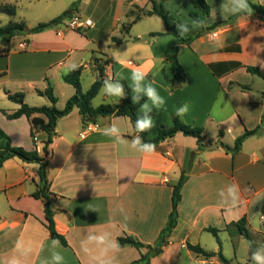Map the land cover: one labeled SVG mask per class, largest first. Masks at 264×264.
<instances>
[{"label": "crops", "instance_id": "1", "mask_svg": "<svg viewBox=\"0 0 264 264\" xmlns=\"http://www.w3.org/2000/svg\"><path fill=\"white\" fill-rule=\"evenodd\" d=\"M43 1L48 5L59 2L70 9L78 0ZM206 1L211 12L222 2ZM256 1L264 5V0ZM29 2L27 9L34 6L33 0ZM155 2L169 12L171 24L191 26L190 0ZM3 3L18 6L23 1L0 0ZM181 3L188 5L186 21H181ZM151 10V0H80L76 15L92 20L93 27L77 31L56 25L38 33L27 31L19 50L0 46V127L15 147L44 155L48 134L37 131L33 140L32 117L9 119L20 105L8 94L23 93L31 107L50 106V100L37 90L44 91L51 84L57 107L62 110L75 94L74 87L64 81L70 65L83 67L81 80L87 91L98 79L95 61L101 55L110 60L105 70L107 79H123L130 84L131 72L140 69L164 97V107L153 111L155 127L149 138H155L161 126L172 127L176 110L184 104L189 105V111L183 122L204 128V147L196 138L178 133L160 143L154 153L142 154L104 135V130L115 123L123 137L131 140L136 133L127 117H101L96 124H85L75 108L59 119L48 177L56 230L68 244L60 242L56 249L64 256V264H148L138 262L144 255L150 256V264H216L218 256L203 257L189 245H198L206 252L222 250L224 255L225 240L239 235L234 228L229 231V225L246 217L247 226H252L254 216L264 209V78L247 71V67H257L264 73V21L247 14L210 31L209 27L232 15L201 16L203 26L192 28L182 37H191V42L181 45L173 34L153 35L166 32V26H148L147 19L157 16L145 15ZM17 23H25L28 29L38 25ZM213 32L218 36L213 38ZM108 40L115 48L124 47V52L132 53L136 60L114 59L107 49L114 48ZM175 53L184 70L182 82H173L171 62L166 61ZM108 99L104 95L101 104H107ZM120 102L113 97L110 104ZM88 127L92 129L83 134ZM258 127V133L248 137L234 156L219 145L233 147L238 137ZM38 168V164L19 158L9 159L0 167V264L14 256L24 264H40L41 259L50 258L53 238L47 228L45 206L33 197ZM183 171L187 180L178 205V224L163 251L151 255L168 224L174 188ZM231 183L241 190L235 207L219 196ZM262 216L260 223H264ZM211 228L218 230L221 244ZM105 233L117 242L120 237L132 236L146 247H119L102 254L101 248L88 244V251H84L82 242L89 234ZM18 241L31 246L27 257L17 251ZM250 263L249 259L245 264Z\"/></svg>", "mask_w": 264, "mask_h": 264}, {"label": "trees", "instance_id": "2", "mask_svg": "<svg viewBox=\"0 0 264 264\" xmlns=\"http://www.w3.org/2000/svg\"><path fill=\"white\" fill-rule=\"evenodd\" d=\"M153 2V10L145 12V15L159 16L165 23L166 32L164 33H155L153 35H167L173 34L180 39L181 45L188 44L191 42L192 38L184 39L177 35L176 28L174 24H171L169 20V12L164 8L162 4H157L155 0H151ZM193 11L190 16L194 20L199 19L200 17H208L211 12V6L208 4L206 0H190ZM249 4L253 9L252 15L257 16L262 21H264V5L260 4L256 0H249ZM80 0L73 3L67 11L63 12L58 17L54 18L49 22H43L35 26L34 28L28 29L25 23H17L11 22L7 25L0 26V37L5 38L10 41L16 35H24L27 31L31 34L42 32L50 27L65 24L66 21H69L73 16H75L79 10ZM18 12V6L16 4L11 3H3L0 4V13L15 16ZM247 14H239L232 15L227 20L219 21L215 23L213 26L209 27L210 31H213L217 26L230 23L234 19ZM139 18V16H138ZM137 18V19H138ZM79 31V30H77ZM117 42V40H115ZM166 61L171 62V71L174 73L173 82H182L184 80V70L181 64L179 63L177 53L173 56L166 57ZM110 64L109 59L103 60L102 58H98L95 61L96 70L98 72V79L92 84L90 89L85 91L82 85V73L83 67H77L76 70H71L67 75L64 76V81L73 86L75 89L74 96L68 101L66 107L64 109H59L57 107L58 99L54 94V89L51 84L47 87L46 90L41 91L37 90V92L46 96L50 102V106L43 107H31L25 102V96L23 93L17 94H8V97L11 101L16 102L20 105V108L12 115H8L9 119H17L22 116H26L28 118L32 117V132L31 137L35 140L37 131H44L48 134V138L45 142L43 153L41 155L37 150L28 151L22 147H15L12 145L11 138L9 135L0 127V167L3 163L12 158H19L27 163H35L39 165L38 168V182L36 185V190L33 193V197L36 199L42 200L45 206V214L47 219V228L50 231L51 237L53 239H58L62 245L68 246L65 238L60 235L55 226L54 220V211L52 208L51 198L53 193L51 192V182L48 177V164L49 158L52 154L51 145L53 144L54 138L57 135V123L59 119L70 114L73 109L77 108L79 113L83 117V121L85 124L93 123L96 124L99 118L101 117H127L134 124L136 120L139 105H135L131 100V92L128 89V83L121 79L122 83L125 85L126 91H128V96L121 100L119 104H101L97 107L93 105V100L99 95L101 91L102 82L107 79L105 76L106 67ZM247 71L253 75H257L259 77L264 78V73L257 67H247ZM243 90L249 89L248 87H242ZM35 115H43L46 119L35 116ZM260 127L254 130L246 131L242 136L238 137L235 141L233 147L220 143L219 145L223 147L228 153H231L233 156L238 153L243 146L245 140L258 133ZM182 133L185 136H191L198 140L200 147H204L205 145V137H204V128L198 126H192L184 123L178 117H175L173 120V126L167 128L165 126H161L158 130V134L155 138H149L150 132L143 133V139L147 142H152L156 145V147L167 140L168 138L174 137L176 134ZM211 144V142L209 143ZM218 143H216L217 145ZM187 180L186 171H183L181 179L178 184L174 188L173 192V209L169 217V221L165 229L161 232L156 249L151 253V255H158L163 251V247L167 245L168 239L178 224V205L182 198V187ZM246 217L242 218L238 222L232 223L229 225V231L231 228L235 229V232L239 235H242L248 239H251V233L247 226ZM210 231L217 238L219 244L220 239L218 237V230L211 228ZM118 244L120 248L126 246H132L137 249H142L146 247L143 243L139 242L136 238L132 236L120 237L118 239ZM151 249V246H148ZM189 249L193 252L202 255L206 258H211L218 256L220 261L223 264H233L231 260L226 258L222 250L218 253L214 252H206L200 246L189 245ZM255 250V246L251 245V251ZM138 262H147L150 264V256L144 255L141 260ZM137 262V263H138Z\"/></svg>", "mask_w": 264, "mask_h": 264}, {"label": "clouds", "instance_id": "3", "mask_svg": "<svg viewBox=\"0 0 264 264\" xmlns=\"http://www.w3.org/2000/svg\"><path fill=\"white\" fill-rule=\"evenodd\" d=\"M219 13L221 17L225 14L239 15L248 14L252 15L253 9L249 4V0H222L218 9L214 12H210V15ZM203 24L199 19L193 20L191 26L187 23H176L175 28L177 35L184 37L188 34L192 28L202 27ZM78 65L71 64L70 70H76ZM264 69V64L261 65ZM130 84L128 89L131 92V100L135 105H139L138 114L134 121L133 128L136 133L131 140H127L123 137L121 128L118 124H111L104 130V135L115 138L120 144L130 146L133 150L142 154H152L156 150V145L152 142H147L143 139L142 134L150 132L154 127L153 111L161 110L166 101L153 86V82L148 80L146 72L140 69H134L129 77ZM101 92L109 97L117 98L119 101L128 96V91L125 89L124 83L121 79H105L102 82ZM189 111V105L184 104L179 107L175 115L181 120H184L185 115ZM241 190L239 185L231 183L227 185L226 189H222L219 192L221 200L230 204L231 207H235L240 199ZM88 244H95L101 248L102 254L107 253L109 250L116 251L119 249L117 241L110 239L108 234H89L82 247L84 251H88ZM17 251L21 256L27 257L31 253V246H25L22 242H17ZM61 247L58 239L51 241L50 258L41 259L40 264H64V256L56 251ZM251 264H264V246L256 248L251 251L250 255ZM6 264H24V261L19 257H12ZM101 264H111L110 261H102Z\"/></svg>", "mask_w": 264, "mask_h": 264}, {"label": "rangeland", "instance_id": "4", "mask_svg": "<svg viewBox=\"0 0 264 264\" xmlns=\"http://www.w3.org/2000/svg\"><path fill=\"white\" fill-rule=\"evenodd\" d=\"M22 4H18V13L15 16L5 15L0 13V26L6 25L9 22H22L25 21L28 25H37L40 21H47L51 19L52 17H57L61 15L65 10L68 9L64 8L65 6H62L61 3L55 2L54 5H48L43 0H33L34 6L32 8H28V4L30 3V0H22ZM182 1V0H181ZM181 11H182V20L186 21V18H188V15L186 14V9L188 8L187 3H181ZM69 21H66L65 27L70 29ZM148 26L154 28V29H162L164 28V22L159 16H154L151 19H147ZM137 30L135 31V33ZM25 35H16L11 39L10 41L6 40L3 37H0V46L4 48L11 47L12 50H19L18 45L19 42L24 38ZM109 44L113 46V43L108 40ZM125 45H128V43H125ZM124 48V47H123ZM123 48H107L109 50V53L114 56V59L117 61H127L128 59H131L132 61L136 60V57L131 53L124 52L125 49ZM98 58H102L103 60L107 59L106 56L101 55ZM86 84V82H85ZM103 94L100 92V94L94 99V105H99L103 102ZM109 97V96H108ZM108 103H113V97H109L107 100ZM264 215V209L261 210L258 214L254 216V219L252 221V226H248L250 233H251V239H248L244 236L240 235H234L231 238H227L225 240V247H224V255L228 257L229 259L233 260V264L241 263L245 264L249 259L251 255V245L253 244L255 248L264 246V223H260V215ZM236 253V258H235ZM216 264H222L220 261ZM251 264V263H250Z\"/></svg>", "mask_w": 264, "mask_h": 264}, {"label": "built area", "instance_id": "5", "mask_svg": "<svg viewBox=\"0 0 264 264\" xmlns=\"http://www.w3.org/2000/svg\"><path fill=\"white\" fill-rule=\"evenodd\" d=\"M69 25H70V29L72 30H81V29H89L91 27H93V21L90 20V19H84V18H81L80 16L78 15H75L73 16L71 19H70V22H69ZM211 36L214 38V37H217L218 36V33L217 32H213L211 34ZM22 48L25 47L24 44L20 45ZM92 128L91 127H88L87 130H85L83 132V134H86L88 130H91ZM261 220L264 221V216L261 217Z\"/></svg>", "mask_w": 264, "mask_h": 264}]
</instances>
